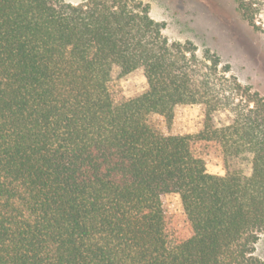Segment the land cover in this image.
Here are the masks:
<instances>
[{
    "label": "trees",
    "instance_id": "16d2710c",
    "mask_svg": "<svg viewBox=\"0 0 264 264\" xmlns=\"http://www.w3.org/2000/svg\"><path fill=\"white\" fill-rule=\"evenodd\" d=\"M163 28L137 0H0V264H264V100ZM138 69L141 95L108 88ZM179 105L202 129L160 135Z\"/></svg>",
    "mask_w": 264,
    "mask_h": 264
},
{
    "label": "rangeland",
    "instance_id": "374dc122",
    "mask_svg": "<svg viewBox=\"0 0 264 264\" xmlns=\"http://www.w3.org/2000/svg\"><path fill=\"white\" fill-rule=\"evenodd\" d=\"M76 4L83 0H62ZM149 6V16L163 23V36L170 42H190L202 56L214 54L221 66H228V76L264 100V8L254 16L252 25L243 19L234 0H137ZM110 90H119L126 98L141 95L146 80L141 69L119 77L111 76ZM148 122L162 136L187 135L203 127L204 107L179 105L170 121L159 115L148 116ZM209 174H224L218 152L204 154ZM163 207L175 224L182 225L183 211L177 194H167ZM254 256L264 261V237L254 247Z\"/></svg>",
    "mask_w": 264,
    "mask_h": 264
}]
</instances>
